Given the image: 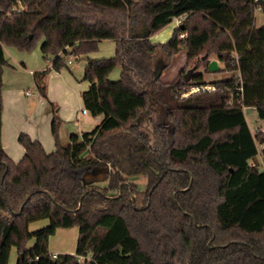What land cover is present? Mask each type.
I'll list each match as a JSON object with an SVG mask.
<instances>
[{
    "label": "trees",
    "instance_id": "obj_1",
    "mask_svg": "<svg viewBox=\"0 0 264 264\" xmlns=\"http://www.w3.org/2000/svg\"><path fill=\"white\" fill-rule=\"evenodd\" d=\"M172 1L0 0V93L3 45L30 50L42 38L43 56L59 70L67 46L79 56L101 39L115 43L113 56L87 57L83 70L84 108L102 118L65 146L54 115L55 149L21 132L25 153L14 162L1 145L0 101V264L13 246L15 264H264V168L252 163L261 142L264 164V131L252 133L243 114L251 106L264 120V24L254 18L264 0L189 10L166 41L152 42L154 9ZM182 50L196 68L209 71L214 55L230 74L210 82L200 72L188 81L154 76L156 52ZM116 65L120 77L110 80ZM47 72L33 74L42 93ZM206 83L215 89L181 96ZM96 168L109 169L106 186L83 182ZM135 176L146 177L145 189ZM40 219L48 224L30 230ZM71 226L74 253L51 254L49 236Z\"/></svg>",
    "mask_w": 264,
    "mask_h": 264
},
{
    "label": "rangeland",
    "instance_id": "obj_2",
    "mask_svg": "<svg viewBox=\"0 0 264 264\" xmlns=\"http://www.w3.org/2000/svg\"><path fill=\"white\" fill-rule=\"evenodd\" d=\"M223 0H174L169 3H165L159 5L155 9V17L153 21V27L157 30L151 35L150 39L152 42H164L166 41L172 33L173 27L176 25L173 17L178 16L180 19H183L186 12L193 9H198L201 7L209 6ZM168 9L174 10L173 13L164 14L162 13ZM255 24L261 25L264 24V15L259 7H256L255 10ZM42 38H38L33 47L30 50H21L13 45H3L5 56L8 60V64L3 66L2 74L4 72V80L2 75V88L5 85H9L14 81L19 82L22 88V94L27 99V101L31 102L30 107L34 108L39 107L37 102V96L39 90L35 85L32 74L25 72L22 70L24 67L27 69L37 70L39 68H43L48 66V72L46 73V80H50V86L52 94L58 99L61 100L64 97L65 91L60 83H56V76L51 75V66H50V59L52 55H47L46 57L43 56V53L40 48ZM69 53L64 56L65 65L61 67V73L68 71V68L71 66H80L84 67L86 58H107L114 55L115 51V43L113 39H101L98 42L97 49L95 51L89 52L86 55H74L71 51V47H69ZM209 59H216L218 62V69L216 71H206L204 66L201 65L200 67L196 68L193 63H190L186 59V52L182 50L179 54L175 55L172 58L167 57L161 52H156L152 58L153 63L155 66L158 62L161 61L162 65L167 63V65L163 66L160 72V79L162 81H173L176 77L186 74L187 71L192 68L190 73H188V80L192 77V73H202L203 78L205 81H212L214 79H218L229 75L230 72L225 71L223 69V64L216 58L214 55L209 56ZM69 60L71 63L67 62ZM155 69V68H154ZM81 70V69H80ZM83 70L76 73V81L79 84L86 82L83 79ZM121 67L120 65H116L108 74V78L110 80H117L120 77ZM80 73V75H79ZM61 77V76H60ZM187 80V81H188ZM2 90V89H1ZM28 90L30 93L25 94V91ZM182 96V95H181ZM185 96V95H184ZM0 101L1 105L3 100L1 99L0 93ZM33 109V110H34ZM38 109V110H39ZM38 114V112H37ZM243 114L245 115L248 127L252 133L256 132V129L259 126H264V121L261 118H258L256 115L255 110L251 106H244L243 107ZM153 115L164 118V111L160 105L153 106ZM141 127H146L147 124L145 122L139 121ZM252 163L259 165V168H264V164L261 163L260 155L257 156L256 161ZM108 168H96L92 171L83 175L82 179L84 183H92L98 186H106L107 179H108ZM131 181L136 183L139 189H145L147 185L146 177L144 176H135L131 178ZM48 224L47 219H40L36 221H32L29 224L30 230H34L40 227H43ZM77 226L71 227H58L56 228L55 232L49 236L48 240V251L50 253H58V252H70L74 253L76 248V240H77ZM35 243V239L31 238L27 246H32ZM16 248L12 247L11 253L9 256L8 264H15L16 262Z\"/></svg>",
    "mask_w": 264,
    "mask_h": 264
},
{
    "label": "crops",
    "instance_id": "obj_3",
    "mask_svg": "<svg viewBox=\"0 0 264 264\" xmlns=\"http://www.w3.org/2000/svg\"><path fill=\"white\" fill-rule=\"evenodd\" d=\"M173 12L174 10L168 9L164 11L162 15ZM156 30L157 29L154 28V32ZM153 33L151 35H153ZM69 47H71L72 51L73 46H67L65 52H61L60 55L65 56L69 53ZM54 58L55 57L52 56L50 59V66L52 68L51 75L56 76L55 78L57 80L55 84L60 83L65 91L64 97L61 100H58L52 94L50 80H46V75L43 78V83L45 85L44 93L38 89L40 94L37 96V102L40 109L38 107H35V109L30 107L31 102L27 101L23 96L19 82L14 81L9 85H5L4 82V86L1 90V99L3 100L1 105V145L5 153L14 162H18L25 153L24 147L18 141V135L21 132H25L31 138L40 141L46 152H51L55 149L54 137L51 132V123L54 115H57L61 120L58 134L60 142L64 146L67 144L68 137L72 132L81 133L82 131H90L102 118V115L93 116L88 111H83L85 108L81 92L88 87L89 82L86 80V82L79 84L76 81V73L80 72L84 67L71 66V68H68V71L62 74L61 68L55 70L52 67ZM67 62L71 63L69 60H67ZM23 67L22 70L32 74L35 85L34 72L49 69L48 66L37 70L27 69L24 65ZM2 75L4 80V72ZM27 91L28 90L25 91V94L30 93L29 91L27 93ZM51 254L55 255L56 253Z\"/></svg>",
    "mask_w": 264,
    "mask_h": 264
},
{
    "label": "built area",
    "instance_id": "obj_4",
    "mask_svg": "<svg viewBox=\"0 0 264 264\" xmlns=\"http://www.w3.org/2000/svg\"><path fill=\"white\" fill-rule=\"evenodd\" d=\"M253 2H256V0H253ZM20 8H22L21 5H18L15 7L16 10H19ZM173 20L175 22L176 25H178L179 23H181L182 19H180L178 16H174L173 17ZM183 35V34H181ZM199 89H207V90H214L215 89V86L213 84H210V83H206V84H200V85H197V86H193L190 88L189 91L187 92H184L182 93L181 95L182 96H186L192 92H195V91H198ZM28 93V91H27ZM253 109L255 110V108L253 107ZM84 112H86L87 110L86 109H83ZM264 121V120H263ZM256 131H264V126H259ZM256 147L258 149V156L260 155V149L262 148V143L260 142H256Z\"/></svg>",
    "mask_w": 264,
    "mask_h": 264
},
{
    "label": "water",
    "instance_id": "obj_5",
    "mask_svg": "<svg viewBox=\"0 0 264 264\" xmlns=\"http://www.w3.org/2000/svg\"><path fill=\"white\" fill-rule=\"evenodd\" d=\"M164 65H162L161 61L157 63V65L155 66L154 69V76L155 77H159L160 76V72L161 69ZM208 69L210 71H216L218 69V62L216 59H212L209 61L208 63ZM192 70V68H190L186 74H184V79L187 81L188 80V73H190V71Z\"/></svg>",
    "mask_w": 264,
    "mask_h": 264
}]
</instances>
